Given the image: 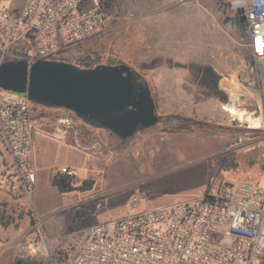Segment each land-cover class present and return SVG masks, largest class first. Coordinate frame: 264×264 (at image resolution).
<instances>
[{"label":"rangeland","instance_id":"374dc122","mask_svg":"<svg viewBox=\"0 0 264 264\" xmlns=\"http://www.w3.org/2000/svg\"><path fill=\"white\" fill-rule=\"evenodd\" d=\"M106 1L107 29L69 48L64 61L133 67L146 80L160 120L125 140L94 126H85L83 147L69 139L83 149L82 163L71 168L72 190L38 181L32 207L13 198L0 207L2 238L14 245L40 227L49 240L47 253L9 247L0 264H72L86 230L131 214L135 197L139 209L240 179L264 187V63L253 58L235 26L232 0ZM206 69L215 74L211 82ZM229 105L260 117L262 126L249 127ZM30 108L41 127L67 114L35 103ZM10 164L0 133V166ZM87 181L92 188L80 189Z\"/></svg>","mask_w":264,"mask_h":264},{"label":"built area","instance_id":"2783aa9c","mask_svg":"<svg viewBox=\"0 0 264 264\" xmlns=\"http://www.w3.org/2000/svg\"><path fill=\"white\" fill-rule=\"evenodd\" d=\"M106 2L0 0V63L64 61L69 48L107 29ZM230 5L243 10L247 45L253 58L264 63V0H232ZM30 104L27 97L0 88V133L11 158L9 168L0 166V207L12 198L29 207L34 204L37 131L55 139H74L83 147L85 126L93 128L64 108L67 114L41 127ZM62 171L74 173L69 167ZM139 202L133 199L131 214L87 229L72 264H264V187L258 182L222 183L154 207L137 209ZM9 243L0 238V254L15 247L21 254L44 255L49 246L40 227L25 232L14 245Z\"/></svg>","mask_w":264,"mask_h":264},{"label":"water","instance_id":"95a60500","mask_svg":"<svg viewBox=\"0 0 264 264\" xmlns=\"http://www.w3.org/2000/svg\"><path fill=\"white\" fill-rule=\"evenodd\" d=\"M237 13L245 23L243 10ZM213 83L218 87L217 81ZM0 88L31 103L71 110L89 125L108 129L123 140L159 121L146 80L126 64L86 68L65 61L37 60L31 65L26 60L5 61L0 63Z\"/></svg>","mask_w":264,"mask_h":264},{"label":"crops","instance_id":"0c3cea01","mask_svg":"<svg viewBox=\"0 0 264 264\" xmlns=\"http://www.w3.org/2000/svg\"><path fill=\"white\" fill-rule=\"evenodd\" d=\"M82 150L83 149L77 147V145L69 139H55L41 131H37L33 138V154L37 168V183L38 181H48L51 186L57 188V186L53 185L51 182L53 174L57 173L63 167L72 168L82 163ZM73 157H75V159ZM143 207L146 206L143 205ZM111 218L116 217L105 218L102 221ZM1 232L2 227L0 225V233ZM0 238L2 237L0 236Z\"/></svg>","mask_w":264,"mask_h":264},{"label":"trees","instance_id":"16d2710c","mask_svg":"<svg viewBox=\"0 0 264 264\" xmlns=\"http://www.w3.org/2000/svg\"><path fill=\"white\" fill-rule=\"evenodd\" d=\"M106 6H107V2H106ZM235 26L238 28V30L244 34L246 36V23L242 22L240 16L238 15L237 11L235 13V15L232 18ZM96 65L94 64H87L86 67L87 68H92L95 67ZM156 117L160 120V116H158L156 114ZM73 176L66 174V173H55L52 176L51 182L53 185L57 186V188L64 192V191H70L73 189ZM92 181H87L85 184H82L80 187V189L82 190H88L90 188H92ZM59 260H61L63 258V256H58ZM56 264H59L56 262Z\"/></svg>","mask_w":264,"mask_h":264},{"label":"bare ground","instance_id":"6f19581e","mask_svg":"<svg viewBox=\"0 0 264 264\" xmlns=\"http://www.w3.org/2000/svg\"><path fill=\"white\" fill-rule=\"evenodd\" d=\"M235 86V85H234ZM227 110L232 114L237 116L240 120L246 121L249 123V127L251 128H260L261 125V118L256 117L248 113L247 111L243 109H238L233 105H229L227 107Z\"/></svg>","mask_w":264,"mask_h":264},{"label":"flooded vegetation","instance_id":"af4514ba","mask_svg":"<svg viewBox=\"0 0 264 264\" xmlns=\"http://www.w3.org/2000/svg\"><path fill=\"white\" fill-rule=\"evenodd\" d=\"M204 72H205V74L207 75V77H208L207 79H208L210 82L212 81L210 77L215 78V74H214L213 71H210L209 69H206Z\"/></svg>","mask_w":264,"mask_h":264}]
</instances>
